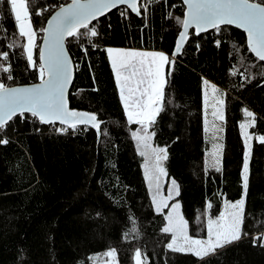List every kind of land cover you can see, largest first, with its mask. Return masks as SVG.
Wrapping results in <instances>:
<instances>
[{"label":"trees","instance_id":"trees-1","mask_svg":"<svg viewBox=\"0 0 264 264\" xmlns=\"http://www.w3.org/2000/svg\"><path fill=\"white\" fill-rule=\"evenodd\" d=\"M68 1L32 0L48 9L32 17L36 30L45 27L50 15ZM120 11L99 20V37L67 40L78 66L70 92L71 109L96 111L106 122L102 132L107 135L98 140L92 128L60 135L52 125L40 124L30 114H25L24 122L19 116L10 122L6 135L11 142L0 146V264H106L103 254L112 247L118 250L119 264H134L137 248L146 253V257L142 255L145 264H264V247L259 241L253 246L251 239L264 232V144L255 138L264 134V77L259 76L264 62L248 51L246 34L231 26L222 27L220 47L215 46L214 30L196 36L192 29L184 54L177 57L166 89L167 110L158 117L154 143L168 146L165 169L168 178L179 185L180 195L175 200L181 203L191 235L206 236L198 227L201 218L205 213L218 216L223 210L222 197L232 201L240 198L246 151L240 128L246 120L243 108L256 115L257 123L249 129L254 137L244 224L249 236L204 260L193 254L173 253L166 248L171 234L161 231L167 223L166 214L155 210L144 159L131 137L139 126L127 123L105 48L160 50L171 56L182 28L166 14L171 11L183 18L186 8L181 0H167L153 5L147 18L129 10L125 18ZM42 38L38 31L35 58ZM23 43L9 6L0 0V50L10 54L14 80H6L2 72L0 75L9 86L39 82L37 70L28 66L22 48L17 46ZM230 43L239 47L246 65H256L248 69L256 78L243 87L239 73L229 75L234 64L239 66L235 49L229 56ZM202 78L226 93L222 174L204 171L211 142L204 130ZM208 202L211 209L206 207ZM133 226L135 233L130 231ZM125 231L129 232L127 240L122 239ZM90 256L96 259L89 261Z\"/></svg>","mask_w":264,"mask_h":264},{"label":"snow or ice","instance_id":"snow-or-ice-1","mask_svg":"<svg viewBox=\"0 0 264 264\" xmlns=\"http://www.w3.org/2000/svg\"><path fill=\"white\" fill-rule=\"evenodd\" d=\"M3 2L9 6L11 18L16 25V34L26 39V43L17 46L22 48L21 55L26 58L28 66L37 70L39 83L13 87L0 80V146L11 142L6 135L10 122L18 115L21 122H24L25 113L30 114V117L40 124L54 126L53 131L60 135L69 132L75 134L77 131H87L89 128L96 130L98 140L100 136L107 135L106 131L102 132V125L106 122L96 111H80L69 107L68 89L73 80L74 68L78 66L69 56L66 42L69 37L89 41L91 38L99 37L101 35L98 31L99 17L105 16L112 9L126 6V10L120 11L122 17L127 18V10H131L137 16L147 18L149 9L153 5L166 3L167 0H142V2L141 0H71L70 3L59 6L47 20L46 27L38 30L43 33V43L39 46L37 58H34V53L38 47L36 44L38 31L34 29L32 17L42 15L48 10L47 7L40 8L34 5L32 0H3ZM182 4L186 6L183 18L174 16L171 11L166 14L167 18L175 20L182 28L171 56L164 51L105 48L127 123L139 126L131 132V137L138 155L144 159V175L152 192L151 200L157 213L169 208V201L180 195L179 185L175 179L171 180L167 196L162 194L161 180L167 175L164 162L168 159V146L155 145L153 141L157 135L158 117L167 110L166 89L169 87V78L175 70L177 57L184 54L189 30L194 28L196 36L214 30L217 34L214 38L215 46L220 47L219 34L224 30L222 26L234 25L246 33L248 51L254 54L258 61H264V0H182ZM93 21H97L96 25H92ZM108 27L110 28L111 25L109 24ZM224 42L229 43L227 40ZM92 46L98 47L95 44ZM5 47L10 48L13 45ZM196 48L197 51L200 50L199 43H196ZM231 49H235L239 66L234 64L230 68L229 75L236 76L239 73L240 86L243 87L245 82L256 78L248 72L249 67L255 68L256 65H246L239 56V47L231 43L230 57L233 55ZM241 68L244 71H240ZM13 70L9 52L0 50V72L5 75L6 80H14ZM259 76L264 77V69L259 72ZM202 85L205 108L204 130L210 133L211 139V150L207 153L204 171L222 174L224 145L219 142L222 140L219 133L224 131L223 124L226 120L223 98L226 93L205 78H202ZM209 106L212 109L211 128L207 118ZM242 111L246 120L240 128L243 130L246 151L241 168V196L235 201L222 197L223 210L215 218L203 214L206 219L202 217L198 227L202 232H206V236L190 235L189 222L181 214V203L178 201L172 203L166 214L167 223L161 231L164 234H171V240L166 244V248L173 253L193 254L204 260L215 257L218 251L249 236L244 229L252 164L251 141L254 138L249 129L255 127L257 117L247 107ZM13 131H16L14 125ZM255 138L259 144H264V134H259ZM212 206L210 202L206 204L207 209H211ZM97 215L99 216V213ZM130 223L135 225L134 220L130 219ZM130 231L135 233L137 228L133 226ZM128 238V231L122 233V239ZM251 239L253 246L259 241L260 246L264 247V232L252 235ZM103 255L107 258L106 264H119V253L115 247L109 248ZM142 255L146 257V253H142L139 248L134 251V264H145ZM88 259L93 261L96 257L90 256ZM78 264L84 262L79 261Z\"/></svg>","mask_w":264,"mask_h":264},{"label":"rangeland","instance_id":"rangeland-1","mask_svg":"<svg viewBox=\"0 0 264 264\" xmlns=\"http://www.w3.org/2000/svg\"><path fill=\"white\" fill-rule=\"evenodd\" d=\"M32 23H33V21H32ZM33 26H34V29H36L34 23H33ZM37 37H38V36H37ZM25 43H26V39H25ZM36 43H37V40H36ZM116 48H119V47H116ZM134 49H136V48H134ZM137 50H142V49H137ZM143 50H144V49H143ZM145 51H160V50H145ZM35 55H36V50H35V53H34V58H35ZM166 71H167V68H166ZM209 83H211V82H209ZM209 91H210V89H209ZM223 98H224V97H223ZM210 103H211V101H210ZM204 109H205V108H204ZM211 111H212V109H211V107L209 106V108L207 109V118H208V121H209V128H211V121H212ZM223 129H224V127H223ZM205 134H206V139L209 140V141L211 142V139H210V133H206V132H205ZM223 134H224V131L221 132V133H219V135L222 137V139H223ZM252 140H253V139H252ZM153 142H154V141H153ZM219 142L222 143V140L219 141ZM251 143H252V141H251ZM154 144H155V143H154ZM210 150H211V149H210ZM164 167H165V164H164ZM170 183H171V180L168 178L167 175H166L165 177H163L162 180H161V192H162V194L165 195V196H167V193H168V190H169V187H170ZM149 190H150V188H149ZM150 194H151V196H152V192H151V190H150ZM175 202H177V201L175 200V198H174V200L169 201V208H165V209H163V211L165 212V214H167V213L169 212L170 207H171V204H172V203H175ZM178 202H179V201H178ZM181 214L183 215L182 210H181ZM204 219H206V216L204 217ZM189 234H190V233H189ZM190 235H191V234H190ZM142 260H143V259H142Z\"/></svg>","mask_w":264,"mask_h":264},{"label":"water","instance_id":"water-1","mask_svg":"<svg viewBox=\"0 0 264 264\" xmlns=\"http://www.w3.org/2000/svg\"><path fill=\"white\" fill-rule=\"evenodd\" d=\"M142 1V0H141ZM182 1V0H181ZM71 2V0H69L67 3H70ZM66 3V4H67ZM66 4H64V5H66ZM123 7H125L126 8V6H120V8H123ZM119 8V9H120ZM185 8H186V6H185ZM58 10V9H57ZM57 10H55V11H57ZM116 10H118V9H112L110 12H108L105 16H107V15H109L110 13H112V12H114V11H116ZM55 11L52 13V14H54L55 13ZM130 12H131V10H129ZM132 13V12H131ZM134 14V13H133ZM134 15H136V14H134ZM51 16V15H50ZM105 16H102V17H99V20L101 19V18H103V17H105ZM137 16V15H136ZM140 17V16H139ZM50 18V17H49ZM48 18V19H49ZM47 19V20H48ZM93 22H95V21H93ZM92 22V23H93ZM46 25H47V21H46V24H45V27H46ZM222 27H228V26H222ZM231 27H234V28H236V26H231ZM192 29H194V28H192ZM192 29H190L189 30V35H190V32L192 31ZM236 29H238V28H236ZM240 31H242V32H244V30L243 29H239ZM211 31H213V30H209V32H211ZM208 33V32H207ZM245 33V32H244ZM202 34H206V33H201L200 35H202ZM246 34V33H245ZM246 39H247V35H246ZM177 40H178V37H177ZM177 40H176V42H177ZM42 43H43V38H42V41H41V43H40V45H42ZM185 46H186V44H185ZM66 48H67V50H68V47H67V42H66ZM68 54H69V56L71 57V54H70V52H69V50H68ZM254 55V54H253ZM71 59H72V57H71ZM73 60V59H72ZM74 62V61H73ZM264 62V61H263ZM75 64V63H74ZM75 76H76V68H74V74H73V80H72V83L69 85V89H68V94H67V99H68V102H69V107L71 108V105H70V92H71V89H72V86H73V84H74V81H75ZM36 83H39V82H36ZM32 84H35V83H31V84H24V85H15V86H30V85H32ZM15 86H13V87H15ZM25 114H28V113H25ZM19 116V115H18ZM93 130H95V129H93ZM96 131V130H95Z\"/></svg>","mask_w":264,"mask_h":264},{"label":"built area","instance_id":"built-area-1","mask_svg":"<svg viewBox=\"0 0 264 264\" xmlns=\"http://www.w3.org/2000/svg\"><path fill=\"white\" fill-rule=\"evenodd\" d=\"M142 2V1H141ZM126 10L125 7L121 8V11H124ZM129 17V13H128V10H127V18ZM0 80H3V77L0 75ZM54 128V126H52Z\"/></svg>","mask_w":264,"mask_h":264}]
</instances>
